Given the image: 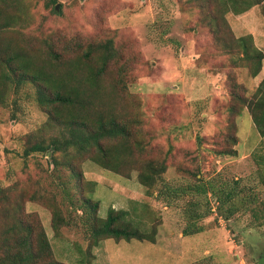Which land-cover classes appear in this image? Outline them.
<instances>
[{"label":"rangeland","instance_id":"rangeland-1","mask_svg":"<svg viewBox=\"0 0 264 264\" xmlns=\"http://www.w3.org/2000/svg\"><path fill=\"white\" fill-rule=\"evenodd\" d=\"M214 4L202 9L199 2L185 0H56L53 12L44 0H0V22L21 15L0 32L3 42L39 49L48 39L58 50L65 47L68 58L111 39L118 54L101 78L106 106L128 128L127 136L104 141L112 147L126 142V165L118 172L94 161V148L71 155L68 165L62 153L50 148L23 155L35 141L57 135L60 127L49 125L46 113L27 100L15 118L10 106L0 105V191L7 188L0 208L9 207L7 214L19 209L33 218L56 261L189 264L199 249L228 250L229 245L244 250L245 264L255 254L264 259V210L255 217L248 209L264 208V135L245 108L239 114L234 109L241 102L233 96L255 94L264 60L252 77L248 63L237 62L241 50L232 40L251 34L264 52V3L224 15ZM206 11L222 15L226 24L220 18L207 22ZM232 148L236 155L222 153ZM150 163H164L166 169L148 187L137 175ZM203 183L221 196L238 191L239 206L241 196L253 194V201L226 220L217 213L211 191H197ZM87 199L97 203L98 218L113 209L124 212L118 221L123 226L129 223L142 232L154 227V242L95 241ZM57 216L62 218L55 221ZM190 222L202 231L183 235Z\"/></svg>","mask_w":264,"mask_h":264},{"label":"trees","instance_id":"trees-1","mask_svg":"<svg viewBox=\"0 0 264 264\" xmlns=\"http://www.w3.org/2000/svg\"><path fill=\"white\" fill-rule=\"evenodd\" d=\"M199 2L200 8L204 4L214 2L222 15L228 12L241 14L251 7L264 3V0H185V2ZM56 0H44L47 8ZM4 9L0 8V17ZM207 22L222 19V15H215L208 11L204 13ZM209 14V16L207 15ZM20 16L3 17L0 22V32ZM223 22L225 19H222ZM211 25V23H209ZM232 40L240 47L241 56L238 61L248 63L250 75L256 77L262 68L264 52L253 44L251 34L241 35ZM44 47L39 49L32 45H12L0 40V105L10 106L11 117H17L22 111V100L32 102L46 113L48 124L60 127L57 135L50 136L48 141H35L26 148L23 155L44 153L49 148L53 154L62 153L64 160L68 162L72 156H82L94 148L91 158L104 168L120 171L125 164L124 153H127L126 142L112 147L104 141L117 136H127V126L119 122L117 116L106 106L104 100V88L101 78L109 64L116 60L118 54L112 40L91 44L83 52L73 57L65 58L68 51L65 47L58 50L55 44L48 39L43 40ZM238 64V63H237ZM241 103L234 106L238 114L245 108L252 123L261 135H264V76L260 80L255 94L250 98H240L233 95ZM233 109V106H230ZM126 141V140H125ZM235 142V141H234ZM223 154L236 155V151L222 152ZM258 159L259 155H258ZM54 166L58 160L53 158ZM264 162L263 160H260ZM70 162H68L69 164ZM66 163V165H68ZM165 164L159 166L148 164L138 172V180L141 184L151 187L156 174L165 171ZM201 180V179H200ZM210 184V183H209ZM201 191H211L216 197V209L219 216L228 220L242 207L253 201V194L245 198L240 197L242 204L237 205L238 191L224 192L222 196L219 190H213L205 183L198 186ZM7 189V188H6ZM6 189L0 191V200L6 195ZM87 199L86 204L94 212L92 217L91 232L95 241L101 238L115 237L116 239H137L154 242L155 230L142 232L133 226L119 224V219L124 215L123 211L114 213L110 209L105 219L95 215L97 203H91ZM211 209V208H210ZM252 214L256 215L264 208L248 207ZM9 207L0 208V264H62L52 257L50 244L45 231L40 225H34L33 218H25L19 209L7 214ZM190 216H194L189 209ZM254 217V216H253ZM60 216H57V221ZM9 219V221H6ZM64 220V219H63ZM38 224V223H37ZM56 225V224H55ZM57 227V226H56ZM203 227H196L189 223L184 228L183 235L194 234L202 231Z\"/></svg>","mask_w":264,"mask_h":264},{"label":"crops","instance_id":"crops-1","mask_svg":"<svg viewBox=\"0 0 264 264\" xmlns=\"http://www.w3.org/2000/svg\"><path fill=\"white\" fill-rule=\"evenodd\" d=\"M264 219V218H263ZM260 222L263 224L264 220H260ZM256 223V221H255ZM256 225H258L256 223ZM264 225V224H263ZM259 226V225H258ZM264 227V226H263ZM259 228V227H257ZM264 228L260 227V230ZM258 233H261L258 231ZM252 235V234H251ZM227 239L225 238L224 241ZM194 250L193 248L187 251ZM195 251V250H194ZM243 249H237L236 246H230L228 250L224 249H216L214 248H205V249H199L192 255V260H188L189 264H199L195 260L197 257H207L208 260H206L205 264H245V260L243 259L241 253H243ZM182 252V251H181ZM185 256V255H184ZM194 257V258H193ZM258 262L264 264V259L260 258L258 254H255L253 262H249L250 264H259ZM247 263V262H246Z\"/></svg>","mask_w":264,"mask_h":264},{"label":"water","instance_id":"water-1","mask_svg":"<svg viewBox=\"0 0 264 264\" xmlns=\"http://www.w3.org/2000/svg\"><path fill=\"white\" fill-rule=\"evenodd\" d=\"M57 6H58V5H56V8H57ZM49 153H50V152L48 151V152H47V155H49Z\"/></svg>","mask_w":264,"mask_h":264}]
</instances>
